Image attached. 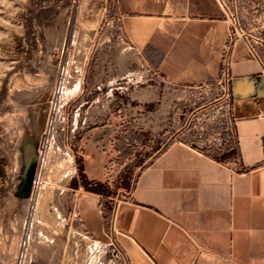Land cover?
Instances as JSON below:
<instances>
[{
	"label": "rangeland",
	"instance_id": "rangeland-1",
	"mask_svg": "<svg viewBox=\"0 0 264 264\" xmlns=\"http://www.w3.org/2000/svg\"><path fill=\"white\" fill-rule=\"evenodd\" d=\"M229 3L235 33L264 61V0ZM228 82L162 80L127 43L116 0H0V264H127L116 242L88 233L79 195L124 193L143 155L179 130L234 157L233 138L210 124L227 110ZM133 117L166 125L154 137L146 128L148 150L118 165L111 134Z\"/></svg>",
	"mask_w": 264,
	"mask_h": 264
},
{
	"label": "crops",
	"instance_id": "crops-1",
	"mask_svg": "<svg viewBox=\"0 0 264 264\" xmlns=\"http://www.w3.org/2000/svg\"><path fill=\"white\" fill-rule=\"evenodd\" d=\"M116 7L135 55L171 85L214 83L227 59V110L210 124L218 140L233 138L236 154L182 139L179 130L143 155L124 193L79 195L86 230L116 242L127 264H264L262 57L235 33L229 0H116ZM165 125L133 117L124 131L116 126L110 158L132 162L135 146L150 145L145 129L154 137Z\"/></svg>",
	"mask_w": 264,
	"mask_h": 264
},
{
	"label": "built area",
	"instance_id": "built-area-1",
	"mask_svg": "<svg viewBox=\"0 0 264 264\" xmlns=\"http://www.w3.org/2000/svg\"><path fill=\"white\" fill-rule=\"evenodd\" d=\"M224 60H225V69L223 70V72L224 74H227L229 76L228 61L226 58Z\"/></svg>",
	"mask_w": 264,
	"mask_h": 264
}]
</instances>
